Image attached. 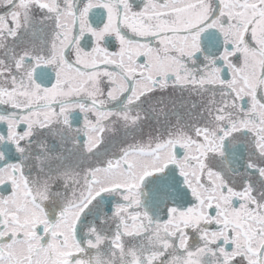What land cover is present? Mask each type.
Segmentation results:
<instances>
[{
	"label": "snow or ice",
	"instance_id": "6c2138e0",
	"mask_svg": "<svg viewBox=\"0 0 264 264\" xmlns=\"http://www.w3.org/2000/svg\"><path fill=\"white\" fill-rule=\"evenodd\" d=\"M0 264H264V0H0Z\"/></svg>",
	"mask_w": 264,
	"mask_h": 264
}]
</instances>
